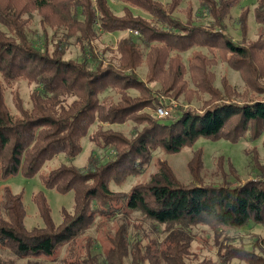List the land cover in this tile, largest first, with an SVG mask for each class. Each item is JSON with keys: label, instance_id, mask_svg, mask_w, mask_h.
Masks as SVG:
<instances>
[{"label": "trees", "instance_id": "16d2710c", "mask_svg": "<svg viewBox=\"0 0 264 264\" xmlns=\"http://www.w3.org/2000/svg\"><path fill=\"white\" fill-rule=\"evenodd\" d=\"M119 1L125 5L122 15L109 0H0V177L40 174L47 188L74 193L73 209L64 208L57 224L45 194L36 192L33 200L44 226L29 229L23 193L4 189L0 250L16 258H50L64 250L63 264H189L194 226L210 223L220 235V227L264 223V164L257 149L248 152L261 173L243 183L231 158L222 156L216 173L223 180L207 181L204 152L198 149L189 162L192 181L179 180L168 162L159 161L149 179L130 192L111 187L144 174L157 149L175 154L201 137L238 143L246 136L256 141L264 132V34L241 44L226 33L241 0H198L195 13L190 1L185 21L174 14L182 0ZM249 12L240 16L243 35ZM34 14L42 32L33 28ZM254 14L264 26V0H257ZM125 33L116 48L100 50L95 44L105 34ZM74 44L81 49L80 59L66 57ZM218 58L240 73L243 88L227 76L217 84L213 67ZM142 65L146 78L138 72ZM21 80L35 84L31 105L26 107L15 92L12 111L5 93ZM159 97L197 102L198 112L179 108L177 116L160 118ZM126 123H132L128 133L115 128ZM86 136L94 144L87 166L63 162L42 171L55 157L78 156ZM137 212L154 224L151 232L164 225L167 235H151L137 224L131 232ZM114 219L116 229L105 236L108 246L102 248L88 231ZM220 248V262L204 258L197 264L234 259L264 264L254 252L229 244ZM8 263L15 264L0 256V264Z\"/></svg>", "mask_w": 264, "mask_h": 264}, {"label": "rangeland", "instance_id": "374dc122", "mask_svg": "<svg viewBox=\"0 0 264 264\" xmlns=\"http://www.w3.org/2000/svg\"><path fill=\"white\" fill-rule=\"evenodd\" d=\"M3 1V0H1ZM163 4H169L171 0H159ZM190 1H193L194 5V13L198 10L197 2L198 0H182L181 4L178 6L175 15L179 16L183 21L187 18V8L189 6ZM112 8L115 10L117 14H123L124 3L119 0H109ZM257 0H241L240 4L236 6L232 12L231 16L227 20V31L226 33L230 36L234 41L241 44H248V42L254 41L258 38L259 35L264 34V26L257 24L254 14V9L256 6ZM136 14L149 17L147 13L138 7H132ZM245 9H249L248 15V33L243 35L241 26H240V16L245 12ZM33 28L38 32H42L39 17L34 14V23ZM128 33H130L128 31ZM125 33L121 36L117 33V35L113 36L111 34H105L101 36L99 40L96 41V45L98 49L102 50L108 47L116 48L118 40L124 35H128ZM52 34V30L49 31V37ZM74 42V41H72ZM195 50H200L203 52H207L206 48H194ZM192 51L184 54L185 60L191 55ZM68 59H80L81 58V49L77 45H72L66 54ZM216 73V82L220 85V80L223 76H227L229 81L239 87L240 89L244 86V81L240 76V73L231 69L223 59L218 58L217 64L213 67ZM139 74L146 78L147 67L146 65H142L138 69ZM35 84H29L28 82L21 80L13 84L12 88H7L5 93V99L9 108L12 111H15V106L13 103V94L17 92L19 96L22 98L24 105L26 107L30 106V95L34 90ZM163 98V101L166 102L168 106H170L174 100L175 103L171 105L172 107V116H177L179 108L183 110H190L194 112H198V103L193 102L192 104H186L183 102L176 101L175 99L159 97V100ZM178 107V108H177ZM177 108V109H176ZM97 128V125L91 128V132H93ZM115 128L119 130H123L128 133L132 128V123H126L124 125H117ZM83 151L73 159L65 158L64 155H60L55 157L51 161L47 162L46 165L42 168L44 173H48L51 169L56 168L60 163L67 162L70 164H74L78 167L84 168L89 164L90 155L92 149L94 148V144L90 141L89 136H86L83 139ZM99 154H103L101 149L95 148ZM202 149L203 154V166L202 177L207 178V181H216L221 182L223 178L216 173V165L217 160L220 156L223 158H228L233 161L234 166L239 175V182L243 183L248 181L249 179L256 178L259 173V169L254 165L253 162V153L248 152L254 149H257L260 154L261 163L264 164V132L261 137L256 141H251L249 136L244 137L238 143H232L225 138L213 139L201 137L199 138L193 147H187L183 149L179 153L168 154L164 152L162 149H157L153 153V160L150 163L147 171L138 176H133L129 178L126 183L122 186H118L112 184L111 187L114 190H120L123 192H130L131 188L140 183L145 182L149 179L150 175L156 171L158 168L159 161H166L169 163L171 168L173 169L175 175L179 180L183 182H189L194 180L192 174L189 171V162L191 161L193 154L196 150ZM226 170L230 172L228 165H226ZM216 175H215V174ZM218 175V176H217ZM259 177V176H258ZM229 179L231 181H235L236 177L234 174L229 175ZM8 187L13 192L23 193V199L27 210V216L25 219V225L27 228L31 229L33 227H42L44 226V221L39 214L38 207L33 200V195L36 192L42 191L46 198L48 199L52 217L55 223L59 224L62 221V210L64 208L68 210H72L74 207V193L68 192L66 194H62L56 189L47 188L40 174L35 175L34 177L27 178L22 173L17 175L8 177L3 179L0 177V204L2 201L4 189ZM116 219L108 220L103 226L99 229L93 227L88 231V234L93 237H98L99 244L102 248H106L108 246L106 235L110 234L112 231L116 229L117 226ZM132 228L131 232H136L137 224L138 229L145 228L151 235H158L160 238L165 237L166 229L164 225H159V230L155 233L153 227L154 224L150 221L145 220L141 217L140 213H134L131 217ZM143 230V229H142ZM220 235H217L216 230L211 226L210 223H201L193 228L194 241L192 244V255L190 257L189 264H197L199 260L204 258H210L216 262L219 261V254L222 248H220L223 244H229V246H233L236 249H245L250 252H254L255 254L264 257V223H255L251 222L243 228L240 229H229L220 227ZM219 236V237H218ZM0 256L3 260L13 261L15 264H63L62 259L65 257V251L62 250L60 254L54 257H29L24 259L16 258L12 253L4 250H0ZM10 259V260H9ZM9 264V263H8ZM230 264H245L243 261L239 259H234Z\"/></svg>", "mask_w": 264, "mask_h": 264}, {"label": "built area", "instance_id": "2783aa9c", "mask_svg": "<svg viewBox=\"0 0 264 264\" xmlns=\"http://www.w3.org/2000/svg\"><path fill=\"white\" fill-rule=\"evenodd\" d=\"M129 32L130 33H134L136 35L139 34L138 31H134V30L133 31L132 30L131 31L129 30ZM172 101H173V103H175L174 100H172ZM173 103L171 105H173ZM171 105L168 106L166 104V102L163 101V98H161L159 100V105H158V107L156 109L157 116L160 117V118H169V117H171L172 116V113H171L172 107H171Z\"/></svg>", "mask_w": 264, "mask_h": 264}]
</instances>
